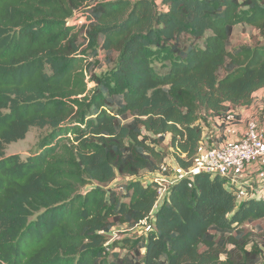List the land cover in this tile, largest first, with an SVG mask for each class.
<instances>
[{
    "label": "trees",
    "instance_id": "trees-1",
    "mask_svg": "<svg viewBox=\"0 0 264 264\" xmlns=\"http://www.w3.org/2000/svg\"><path fill=\"white\" fill-rule=\"evenodd\" d=\"M237 25L260 40L232 49ZM262 88L264 0H0V264H264V198L200 173L159 202L150 177ZM34 127L38 151L7 155Z\"/></svg>",
    "mask_w": 264,
    "mask_h": 264
},
{
    "label": "built area",
    "instance_id": "built-area-1",
    "mask_svg": "<svg viewBox=\"0 0 264 264\" xmlns=\"http://www.w3.org/2000/svg\"><path fill=\"white\" fill-rule=\"evenodd\" d=\"M228 122L230 123L231 119ZM224 132L226 138L221 144L208 147L200 152L195 164L189 169L184 170L179 167L175 169L174 178L167 174L170 172L168 162L162 164L159 172L150 174V177L158 184L159 202L163 201L174 182L188 179L191 185L194 177L200 173L227 177L230 182L237 185V180L241 178L246 166L264 158V117L262 121L249 120L243 132H239L237 128L229 124ZM238 189L239 201L248 197L264 198V186L258 189L253 184H240ZM151 220L152 214L136 226H149Z\"/></svg>",
    "mask_w": 264,
    "mask_h": 264
},
{
    "label": "rangeland",
    "instance_id": "rangeland-1",
    "mask_svg": "<svg viewBox=\"0 0 264 264\" xmlns=\"http://www.w3.org/2000/svg\"><path fill=\"white\" fill-rule=\"evenodd\" d=\"M85 18H80L78 20V23H84ZM260 40L259 34L252 29V27L248 25H237L234 29V34L231 41V48L233 49L235 46H238L240 44H254L256 41ZM183 42L185 45H187L189 42L187 39L183 38ZM199 46L203 45V40H200L197 42ZM98 61L94 66V71L98 74L106 72L111 64H109L106 60V57L104 53L100 52L99 56L97 57ZM259 98V97H256ZM256 111V108L255 110ZM257 112L259 113V109L257 108ZM263 112V111H262ZM212 123V122H211ZM231 123V124H230ZM229 123V126L236 125L238 121H234V119H231V122ZM225 124L222 125V122H213L211 126L205 127V135H204V145L206 148L211 146H217L222 143L225 136ZM49 133V130L47 128H32L29 133L27 134L25 139L19 140L17 142H13L6 147V154H19L22 158L28 157L30 154L35 153L38 151V146L40 143V140L43 136L47 135ZM164 146V145H163ZM167 158L166 161L169 163L170 166V176L174 178L173 171L175 169H178V166H175L172 161V154L171 150L167 149V146H164ZM144 176V175H143ZM145 178V177H144ZM126 179L118 178L116 181H114L111 185L113 187L119 186L125 182ZM148 226H119L115 228L111 235L113 238H119L124 236H135V235H141L145 234L147 231ZM254 232L255 240L258 241L260 244V247L262 249V253L260 255V262H264V221L261 225V228H254L252 229Z\"/></svg>",
    "mask_w": 264,
    "mask_h": 264
},
{
    "label": "crops",
    "instance_id": "crops-1",
    "mask_svg": "<svg viewBox=\"0 0 264 264\" xmlns=\"http://www.w3.org/2000/svg\"><path fill=\"white\" fill-rule=\"evenodd\" d=\"M259 97V98H256ZM256 108V111H254ZM257 108L259 109V113L257 112ZM263 111V112H262ZM264 117V88L260 89L254 94L253 102L248 107H240L237 108L234 111H231L228 115V120L234 119V121H238L236 125H233L235 128L238 129L239 132H243L246 124L249 120L255 119L262 121ZM213 122H223L222 119L214 118L210 120ZM211 123V125H212ZM204 135H205V128H204ZM205 138V137H204ZM203 138V141L201 142V149L200 152H202L204 149H206V146L204 145L205 139ZM174 165L176 164L175 161L172 159ZM176 166V165H175ZM238 185H248L253 184L255 187L261 188L264 186V158H260L253 163H250L246 166V168L243 170V174L241 178L237 180Z\"/></svg>",
    "mask_w": 264,
    "mask_h": 264
}]
</instances>
